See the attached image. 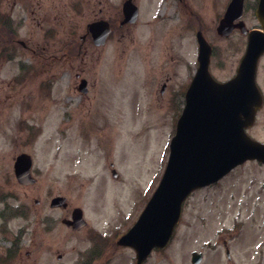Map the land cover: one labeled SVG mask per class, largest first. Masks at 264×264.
<instances>
[{
	"label": "rangeland",
	"instance_id": "rangeland-1",
	"mask_svg": "<svg viewBox=\"0 0 264 264\" xmlns=\"http://www.w3.org/2000/svg\"><path fill=\"white\" fill-rule=\"evenodd\" d=\"M35 1L28 2L27 10L23 12V17L27 16L28 19L19 22L22 27L20 34L25 33L26 29L39 31L35 21L46 14L48 7L42 6L43 10L35 18L32 11L38 8L31 6H35ZM40 1L47 4L45 1L48 0ZM49 1L54 3L51 8L54 15L63 16L65 11L74 14V9L69 5L71 0ZM222 2L201 0L195 9L210 23L214 20L215 12L221 10ZM99 6V3L93 6L95 12ZM17 7L12 0H0V24L6 20L2 19L3 15L11 14L13 18ZM74 20L78 19L75 17ZM255 21L252 15L247 24ZM172 22L168 20L166 23L169 29ZM42 27V33L47 37L49 28L46 24ZM170 40L178 46L176 39ZM210 42L216 47L215 51H229L230 54L226 66L216 70L215 75L224 78L234 73L244 51L245 36L235 33L223 38L216 34L210 37ZM86 62L94 65L95 69L96 64L100 63L97 51H90ZM142 63L138 59L130 60V56L117 59L115 51L105 53L101 64L114 65L123 71V76L120 75L118 80L114 104L107 106L106 103H93L90 106L92 112L103 113V124L97 126L95 134L87 132L79 135L77 131L68 130L65 104L68 102V113L73 111L72 106L77 103L75 98H65L67 90L64 81L55 82L54 87H48L47 84L40 86L33 94L29 91L31 85L23 88V95L36 96L38 104L26 111L25 119L0 120V187H15L12 182L14 157L25 150L32 157L35 177L40 178L41 185L53 186L52 193L69 198L72 206L83 209L85 219L87 213V216L90 215L87 220L103 227L102 231L110 232V236L126 231L160 180L168 156L169 140L174 133L175 120L170 118L169 105L166 113L163 103L159 109V103L145 101L144 92L150 89L144 84L142 75L141 84L146 88L131 75ZM258 66L257 79L264 96V55ZM41 70L39 79L44 76ZM17 71V61L8 63L0 57V89L6 87L5 82ZM9 85L8 90L14 91L15 95L22 86ZM80 105L84 106L81 111L87 110V104ZM16 106L13 105L12 116H8H17ZM6 111L9 113L10 105ZM17 122H22L25 128L29 123L38 127V138L33 146L12 144L10 129L15 128ZM249 134L264 142V104ZM112 169L116 172L115 176L112 175ZM7 201L15 206L14 200ZM183 208L173 239L165 249L153 251L144 264H191L193 250L202 252L200 264H264V165L247 160L218 184L191 194ZM61 215L64 216L65 212L55 209V244L49 253L40 254L45 261L40 260L39 264H74V251L89 244L88 234L69 233L61 225ZM93 216L99 220L93 219ZM15 223V220L8 222L9 225ZM100 241V253L94 264H134L131 248L118 247L111 243V239ZM226 248L230 253L229 259L225 255ZM59 253L64 256L57 260Z\"/></svg>",
	"mask_w": 264,
	"mask_h": 264
},
{
	"label": "flooded vegetation",
	"instance_id": "flooded-vegetation-1",
	"mask_svg": "<svg viewBox=\"0 0 264 264\" xmlns=\"http://www.w3.org/2000/svg\"><path fill=\"white\" fill-rule=\"evenodd\" d=\"M31 1L35 0H12L18 5L16 15L13 18L10 13L2 16L6 20L0 24V57L8 63L17 61L18 71L5 82L6 87L0 89V120L25 119L26 111L38 104L36 96L23 95V88L31 85L29 91L33 94L40 86L54 87L55 82L64 81L65 98H75L77 103L68 113V102L65 104L68 130L77 131L79 135L95 134L97 126L103 124V113L92 112L90 106L93 103L114 104L118 80L120 75L123 76V71L114 65L101 64L108 51H115L117 59L130 56V60L144 62L131 75L140 81L142 87L150 89L144 92L145 101L159 103V109L163 103L166 113L169 105L170 118L176 120L183 116L187 106L189 114H193L194 108L205 107L199 98L206 99L210 93L209 78L221 83L233 75L231 73L224 78L215 75L216 70L226 66L230 54L229 51H215L216 47L210 42V37L216 34L225 37L219 34L218 26L230 0H223L221 10L215 12L210 23L195 9L201 0H71L69 5L74 14L65 11L63 16L54 15L51 10L54 3L51 1L43 4L44 1L36 0L35 6L31 5L38 8L32 11L35 18L43 10L42 6L48 7L46 14L35 21L39 31L26 29L20 34L22 27L19 22L27 21L28 17H23V12ZM125 2L130 4L131 10L124 8ZM96 3L100 6L95 12L93 6ZM257 4L258 0H243V12L232 22L233 30L226 37L235 33L247 37L244 30L258 28L256 21L247 24V20L252 15L254 17ZM75 17L78 20L75 21ZM168 20L173 21L170 29L166 25ZM43 24L49 28L47 37L42 33ZM199 37L211 45V51H200ZM170 39H176L178 46ZM90 51H97L100 63L95 69L94 65L86 62ZM40 69L44 75L42 79H39ZM141 75L146 86L141 84ZM200 75L202 79H198ZM9 84H14L13 87L22 85L17 89V95L21 96L9 91ZM83 103L87 104L86 111H81L84 106L80 104ZM14 104H17L15 109L18 112L13 118ZM37 128L31 123L25 128L22 122H17L15 128L10 129L12 144L33 146L38 138ZM32 171L33 182L23 184L14 176L13 189L0 187V264H39L40 260L45 261L40 254L49 253L55 244V209L65 212L59 219L69 233L89 235V244L74 251V264H94L100 253L99 240H104L103 231L87 220L90 216L87 213L86 224L75 227L71 219L77 206H72L69 198H66L64 206H54L53 200L57 195L51 192L53 186L41 185L33 168ZM114 171L112 169V175ZM8 199L14 200L15 206ZM93 219L99 220L94 216ZM12 220L16 223L9 225ZM107 238L113 243L112 237ZM60 255V258L64 256Z\"/></svg>",
	"mask_w": 264,
	"mask_h": 264
},
{
	"label": "water",
	"instance_id": "water-1",
	"mask_svg": "<svg viewBox=\"0 0 264 264\" xmlns=\"http://www.w3.org/2000/svg\"><path fill=\"white\" fill-rule=\"evenodd\" d=\"M124 8L131 10L128 2ZM241 11L242 0H231L218 31L229 34L231 22ZM255 13L261 29L249 32L236 74L224 83L209 78L210 93L206 99L199 98L205 107L194 108L189 114L187 106L171 139L167 165L157 188L135 224L117 241L135 250V264H142L154 247L165 246L178 221L181 204L193 189L215 182L247 159L264 162V144L245 131L262 102L255 75L257 60L264 52V0H259ZM199 44L201 51L210 50L203 38H199ZM30 166L28 155L16 158L14 169L20 182H32ZM55 200L59 204L63 197ZM73 216L78 222L81 210L76 208ZM201 259L200 252L192 251V264H199Z\"/></svg>",
	"mask_w": 264,
	"mask_h": 264
}]
</instances>
